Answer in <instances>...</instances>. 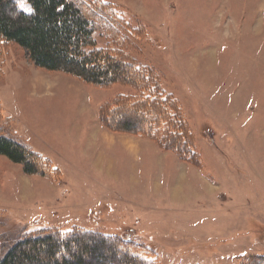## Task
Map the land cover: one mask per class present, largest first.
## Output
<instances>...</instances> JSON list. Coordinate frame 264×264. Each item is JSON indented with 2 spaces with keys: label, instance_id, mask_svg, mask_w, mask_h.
I'll return each mask as SVG.
<instances>
[{
  "label": "rangeland",
  "instance_id": "374dc122",
  "mask_svg": "<svg viewBox=\"0 0 264 264\" xmlns=\"http://www.w3.org/2000/svg\"><path fill=\"white\" fill-rule=\"evenodd\" d=\"M105 1L142 27L127 53L182 107L198 164L102 126L100 105L131 87L44 72L8 45L0 113L60 178L0 157V235L76 227L130 235L147 264L264 262V0Z\"/></svg>",
  "mask_w": 264,
  "mask_h": 264
},
{
  "label": "trees",
  "instance_id": "16d2710c",
  "mask_svg": "<svg viewBox=\"0 0 264 264\" xmlns=\"http://www.w3.org/2000/svg\"><path fill=\"white\" fill-rule=\"evenodd\" d=\"M18 1L28 12L19 8ZM118 10L105 0H0V66L5 47L14 45L44 72L62 73L99 89L131 87L133 94L117 95L100 105L102 126L149 139L196 166L195 137L185 113L165 92L160 75L127 53L129 40H140L144 33ZM13 124L0 113V157L19 165L25 176L56 182L60 171L27 145ZM11 232L17 233L15 228ZM4 234L0 264H147L139 255L142 246L127 234L110 236L76 227L25 230L12 238Z\"/></svg>",
  "mask_w": 264,
  "mask_h": 264
},
{
  "label": "bare ground",
  "instance_id": "6f19581e",
  "mask_svg": "<svg viewBox=\"0 0 264 264\" xmlns=\"http://www.w3.org/2000/svg\"><path fill=\"white\" fill-rule=\"evenodd\" d=\"M176 191V190H175Z\"/></svg>",
  "mask_w": 264,
  "mask_h": 264
}]
</instances>
